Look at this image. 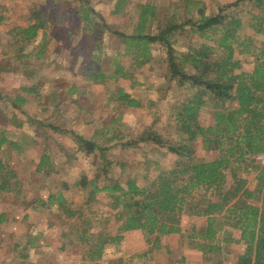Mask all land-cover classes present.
Instances as JSON below:
<instances>
[{
  "label": "trees",
  "instance_id": "1",
  "mask_svg": "<svg viewBox=\"0 0 264 264\" xmlns=\"http://www.w3.org/2000/svg\"><path fill=\"white\" fill-rule=\"evenodd\" d=\"M97 1L73 0L71 11L53 15L38 13L34 4L30 21L17 26L11 39L13 51L0 50L2 57L10 54L18 63L7 66L4 59L0 65V150L13 153L11 159L0 156V198L8 195L15 206L10 217L0 210V236L6 232L12 264L28 259L29 251L41 246L47 239L45 228L54 230L60 251L81 247L79 264H123V252L114 251L107 258L104 253L117 248L124 233L132 230L141 231L148 245L135 257H145L140 264H146L149 254L162 246L161 238L171 234L185 237L205 260L215 253H227L230 244L242 243L233 264H264V165L256 161L264 152V0H235L209 14L203 0H180L182 19L172 11L164 24L157 18L155 2L114 0L111 4V0L110 15L127 14L126 21L132 24L129 33L110 28L95 7ZM4 20L0 14V24ZM72 21L73 31L69 28ZM60 25L70 42L68 60L74 57L73 62L78 63V79L49 78L48 88L43 80L47 77L43 69L49 66L46 51L51 37L60 38ZM186 26L190 34L203 40L190 38ZM49 29L56 30L53 36ZM105 31L111 38V50L124 43L122 52L106 66L101 62L107 58L103 52ZM182 36L188 40L185 50L177 53L174 47ZM154 43L165 49L168 80H175L181 90L180 102L168 108L167 134L161 136L149 127L130 138L121 128L120 115L95 129L90 137L68 130L76 150L64 151L66 161L76 159V152L97 153L94 161L99 160L101 166L96 174L81 171L73 181L63 180L60 186L32 189L19 177L14 164L35 159L29 150L34 138L40 137L45 145L34 172L44 176L57 172L48 140L57 139L63 128L46 116L48 107L59 109L68 100L76 104L84 96L81 87L86 90L89 83L105 84L108 78L128 80L133 87L136 69L153 58ZM121 56H128L129 61L121 62ZM9 72L17 73L21 80L34 77L36 81L23 82L17 91L6 90L4 76ZM46 93L48 99L42 104ZM113 96V103L122 102L129 109L141 106L122 87L116 88ZM29 103L32 110L26 108ZM205 113L207 123L202 119ZM140 142L176 157L168 169L153 162L154 174L147 185L126 174L123 161L109 157L111 148L119 146L127 152ZM198 142L203 150L216 151V155L197 159ZM148 161L145 163L151 165ZM113 166L121 169L117 177L111 174ZM252 173L256 185L250 188L247 176ZM73 187L83 190L79 203L66 194ZM183 216L203 218L204 223H192L185 232L180 226ZM42 218L46 226L41 225ZM13 225L20 228L19 233H14ZM234 230L239 231V238L233 236ZM215 264L224 263L218 260Z\"/></svg>",
  "mask_w": 264,
  "mask_h": 264
},
{
  "label": "rangeland",
  "instance_id": "2",
  "mask_svg": "<svg viewBox=\"0 0 264 264\" xmlns=\"http://www.w3.org/2000/svg\"><path fill=\"white\" fill-rule=\"evenodd\" d=\"M134 2H144L145 0H133ZM150 2H155L158 6V19L164 21L173 12H176L177 18L180 20L184 15L183 3L180 0H147ZM205 3V13H215L219 6L229 4L235 0H203ZM111 0H99L95 3L96 9L100 10L102 14L106 15L107 24L112 29H122L123 31L130 32L132 29V24L127 22V14H120L118 16H111L109 13V4ZM73 0H0V14L5 17V20L0 24V50L12 52L11 42L14 39V34L17 26L26 25L31 16L33 15L34 4L38 7L40 11L54 14L56 12L63 13L67 12L73 4ZM242 5V4H241ZM36 14V13H34ZM134 17V15H132ZM30 17V18H29ZM123 19V21H122ZM131 20V19H130ZM134 20V19H132ZM246 19H244L245 22ZM134 22V21H133ZM132 22V23H133ZM74 21L70 24L69 28L73 31ZM60 25V39L56 40L55 43L51 45V49H48L47 60L49 66L44 67L43 74H47V77L43 78L45 84L48 83V79L51 77H60L62 79H78L75 75V70L77 69L78 63L70 62V51L65 52L67 47L66 29ZM188 26L185 28V32L190 34L188 31ZM55 30V29H53ZM52 29L48 30V34L52 35ZM56 31V30H55ZM186 35V34H184ZM192 35V34H190ZM105 45L103 46V52L107 54V58L103 57L101 62L104 66L106 63L118 52L123 50L124 43H120L117 46L113 45L115 48L111 50L112 45L110 44V36L105 31L104 35ZM190 38H200L198 34H193ZM12 39V40H11ZM187 36H182L179 43L175 45L176 52L180 53L185 50V44L187 43ZM87 42H83L84 45ZM36 44L32 42L29 46H26L27 50L30 51ZM69 52V53H68ZM122 52V51H121ZM152 57L150 62L142 66L135 71L134 81L135 84L131 87V83L128 80L113 79L108 78L105 84H93L85 89L80 88L84 96L80 97L78 103H72V101L62 104L59 109H53V107H48L47 117L59 124L63 129L58 133L57 139H49V155L52 162L55 165L61 163L62 168H58L57 176L52 177V173L46 176L40 173H35L34 169L36 166L37 156L34 151L29 150V154L35 159H30V157L21 162L14 164L15 169L18 172L19 177L24 178L26 182L30 185L32 189H46L48 186H60L59 181L67 180L73 181L81 171L95 172L96 174L98 168L101 166L100 161H94L96 158L93 154H87L83 152H76L77 158L69 162L64 161V155L61 153L65 150V147L70 150L69 153L76 150V145L72 141L71 133L68 130H72L77 134L83 135L85 137H90L93 135L95 129L104 124H110L111 119L114 116L120 115V121L123 122L122 129L127 130L130 138H136L145 129H152L154 132L159 133V135L164 136L167 134V114L169 105H177L181 100L180 88L176 85L175 80H168V64L164 59L165 49L158 45L157 43L151 44ZM0 65L5 59L7 66H17V60L9 56V54L0 55ZM86 60V56H84ZM81 59V57H80ZM121 62H128V56H121ZM30 68V67H28ZM189 67H185L188 71ZM21 73V72H20ZM20 75L17 73L9 72L4 76V83L11 84L13 87L17 88V84L27 83L31 84L35 82L36 78L31 77L30 80H20ZM21 81V82H20ZM4 84V85H5ZM86 84V83H85ZM122 87L124 90L130 92L131 96L138 100L141 104L140 107L128 108L122 102H112L113 94L116 88ZM49 88V87H48ZM48 99V94L42 95V104H46ZM79 104V105H78ZM32 106L28 110H32ZM52 116V117H51ZM203 122L207 123L209 117L207 113L202 116ZM174 136V135H172ZM60 144L61 146H58ZM137 147H128L127 152L120 151L119 146L111 148L109 151L110 159H115L123 161L125 164V173H129L138 178L139 183L147 185L148 179L154 174V169L152 168L153 162H157L162 168L168 169L173 165V160L175 156L172 154H166L163 149L153 148V145L149 143L140 142L136 145ZM134 148V149H133ZM12 151L9 149L0 150V156L8 157L11 159ZM216 155V151L203 150L200 143L196 144L195 157L199 160L202 159H212ZM95 156V158H94ZM150 160L151 165H147L146 160ZM64 162V163H63ZM64 164V165H63ZM260 165V164H259ZM120 168L113 166L111 174L113 176H119ZM254 174V173H252ZM251 175V174H249ZM248 175V176H249ZM55 176V175H54ZM250 178V184L256 183L253 177ZM250 186V185H249ZM252 187V186H251ZM68 198L73 202L79 203L82 200L83 190L79 187H73V190L66 192ZM8 196V195H7ZM0 198V210L8 212L10 217L15 206L9 200V197ZM105 207V206H104ZM41 225H45V219L42 218ZM61 223V221L57 222ZM195 223L200 226L203 225V218L192 219L191 217L183 216L180 221V226L183 231L186 232L190 224ZM15 225V224H14ZM13 225L14 233L18 232V226ZM113 225H111L112 227ZM44 234L47 239L41 241V246L37 248H32L29 251V257L26 260L21 261L19 264H79L82 261V249L80 246H72L66 251L59 250L60 241L56 238V234L53 229L45 228ZM162 246L158 249H154L146 259V264H215L218 260H222L224 264H233L236 257L240 254L242 250L241 244H230L228 252H220L211 255V258L205 260L203 254L195 248H192L185 237L178 234H171L166 237L161 238ZM6 232L0 236V264H12L13 256L8 253ZM148 247L146 244L143 234L141 231H131L123 237V240L112 250H108L104 253L105 258L110 257L114 251L123 252L122 260L123 264H140L145 257H140V260L136 259V255L145 251ZM10 258L8 260L7 258ZM142 259V260H141Z\"/></svg>",
  "mask_w": 264,
  "mask_h": 264
},
{
  "label": "crops",
  "instance_id": "3",
  "mask_svg": "<svg viewBox=\"0 0 264 264\" xmlns=\"http://www.w3.org/2000/svg\"><path fill=\"white\" fill-rule=\"evenodd\" d=\"M113 2H114V0H112V3L111 4H113ZM104 16H105V18H106V15L104 14ZM107 20V19H106ZM122 21H123V19H122ZM49 36H53V34L52 35H49ZM66 36H67V33H66ZM58 39H60V41H61V39H62V37L61 38H58ZM57 38H55V37H51V39H50V41H49V44H48V46H47V51H46V53L48 52V49L50 48L51 49V45L53 44V43H55L56 42V40H58ZM67 39H68V37H67ZM66 41V43H67V47L65 48L66 50H65V52H67L68 51V44L70 43L68 40H65ZM62 42V41H61ZM69 53V52H68ZM9 56H10V54H9ZM11 57V56H10ZM46 57H47V54H46ZM45 57V60H47V58ZM69 57H68V55H67V58H66V61H67V59H68ZM51 78H53V77H51ZM20 80H21V78H20ZM24 80H26V79H22L21 81H24ZM20 81V82H21ZM81 84H84V83H87L86 81H81L80 82ZM20 84H22V83H20ZM20 84H17V88H15V87H13V85H11V84H8V87L6 88V90H14V91H17V89H18V87H19V85ZM49 85H48V83H46L45 84V87H48ZM32 106V108H33V105L32 104H26V108H29V107H31ZM48 144H49V142H48ZM44 145H45V142L43 141V139L42 138H40V137H36V138H34V141L32 142V146H31V148H30V150H32V151H34L35 152V154L36 155H39V154H41L42 153V151H43V147H44ZM65 150L66 151H68V152H70V150H68L66 147H65ZM75 151V150H74ZM73 151V152H74ZM64 156V161L65 162H69V161H66V157H65V152L63 153V152H61ZM72 153V152H71ZM53 159V158H52ZM72 160H74V159H72ZM71 161V160H70ZM36 163H37V161H35ZM64 163V162H63ZM64 165V164H63ZM56 168H62V164L61 163H59V164H57L56 165ZM51 174V173H50ZM55 175V176H54ZM57 176V172H52V177L53 178H55ZM253 177V179H255V174H251V175H249V176H247V180H248V186L250 187V188H252L254 185H256V183H254L253 185H251L250 184V178L249 177ZM63 181V180H62ZM62 181H59V183H61ZM65 181V180H64ZM67 181V180H66ZM51 187H54V186H52V185H50ZM252 186V187H251ZM49 187V186H48ZM256 204L257 205H259V202H256ZM132 231H136V230H132ZM128 232H131V231H127V232H125L124 233V235L126 236L127 234H128ZM233 236L235 237V238H239V231L238 230H234L233 231ZM239 244H241L242 246H243V244L242 243H239Z\"/></svg>",
  "mask_w": 264,
  "mask_h": 264
},
{
  "label": "built area",
  "instance_id": "4",
  "mask_svg": "<svg viewBox=\"0 0 264 264\" xmlns=\"http://www.w3.org/2000/svg\"><path fill=\"white\" fill-rule=\"evenodd\" d=\"M256 161L260 164V165H264V152L258 154L256 156Z\"/></svg>",
  "mask_w": 264,
  "mask_h": 264
}]
</instances>
